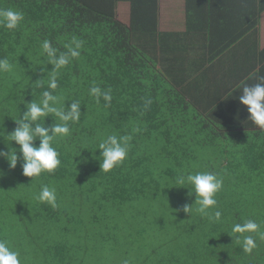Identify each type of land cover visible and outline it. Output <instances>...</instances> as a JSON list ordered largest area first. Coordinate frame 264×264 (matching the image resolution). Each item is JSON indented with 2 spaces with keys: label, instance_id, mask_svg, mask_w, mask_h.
<instances>
[{
  "label": "trees",
  "instance_id": "16d2710c",
  "mask_svg": "<svg viewBox=\"0 0 264 264\" xmlns=\"http://www.w3.org/2000/svg\"><path fill=\"white\" fill-rule=\"evenodd\" d=\"M118 1L0 0V8L25 14L16 30L0 28V59L7 58L13 66L0 74L2 151L19 149L7 134L16 127L12 119L18 111H26L23 102H38L42 92L50 90L53 66L39 55L42 41L50 40L60 51H66L64 45L73 38L83 41L80 57L60 70L53 91L66 99V106L81 103L80 121L70 124L72 134L53 144L61 165L31 181L22 175V160L10 169L0 158V239L19 251L21 264H74V257L64 253L71 239H86L98 249L109 229L119 232L120 226L130 225L131 240L115 238L117 244L123 239L128 264H264V243L258 241V248L245 254L231 231L233 224L246 219L264 221V133L247 121L246 109L237 124L198 111L176 88L177 79L157 69L133 42L135 31L153 29L156 0H128L129 25L116 17ZM208 11L188 2L185 22L187 33L204 38L208 60L258 27L255 17L235 32V25H224L221 18L213 22ZM226 32L233 35L225 37ZM175 51L179 54L177 47ZM92 86L112 89L109 107L102 98L97 105L88 95ZM147 100L152 103L145 109ZM55 122L49 116L45 126ZM112 134L130 135L132 147L119 167L105 173L100 171L97 146ZM200 171L223 176L217 207L210 210L222 212L220 222L183 211L185 205L197 207L195 194L178 187L175 178ZM42 185L56 190L57 208L36 201ZM49 239L55 242L52 249ZM54 254L59 263L52 262ZM109 255L111 264L114 257Z\"/></svg>",
  "mask_w": 264,
  "mask_h": 264
},
{
  "label": "clouds",
  "instance_id": "9594fccd",
  "mask_svg": "<svg viewBox=\"0 0 264 264\" xmlns=\"http://www.w3.org/2000/svg\"><path fill=\"white\" fill-rule=\"evenodd\" d=\"M260 3V0H257ZM25 14L23 11L14 8H0V28L14 31L23 25ZM66 51H60L54 47L48 39L42 41L39 55L46 60L47 64L52 65V70L48 79V88L41 94L38 102H23L26 111L12 119L16 127L7 134L8 141H14L19 146L9 147L8 151L0 150V158L6 159L10 169H14L18 161H23L22 175L35 178L42 173L52 174L61 165L59 153L53 146L54 141L60 138L68 137L72 134L70 124H74L81 119L80 101H71L66 106V99L54 95L53 91L57 89V77L60 70L65 68L73 59L80 57L83 41L73 38L70 43L65 44ZM12 64L7 58L0 59V74L9 72ZM43 70V69H42ZM239 102L246 107L247 121L254 128L264 133V75L259 76L258 82L248 85L244 84L240 88ZM88 95L93 98L97 105L101 98L104 101V107L111 105L113 96L112 89L103 90L99 86H92L88 90ZM152 103L147 100L144 104L146 109ZM144 113L141 111L140 115ZM52 116L55 122L52 126H45L47 117ZM39 141L36 146L34 141ZM130 135L117 136L108 135L97 146L101 157L99 167L100 171L107 173L116 167H119L128 157L132 147ZM86 162V161H85ZM178 187L190 188L191 193L195 194V209L192 206L185 205L183 211L192 214L193 211L209 222L216 223L221 221L222 212L216 209V194L223 187V176L216 172L200 171L193 173L181 172L175 178ZM37 202L47 204L53 209L58 207L57 194L54 188L48 185H42L39 193L35 196ZM235 235L236 243L245 254H252L258 248V241L264 243V221L258 223L253 219H246L243 223H235L231 228ZM0 264H21L20 253L13 250L5 239H0ZM123 264H128L124 261Z\"/></svg>",
  "mask_w": 264,
  "mask_h": 264
},
{
  "label": "crops",
  "instance_id": "0c3cea01",
  "mask_svg": "<svg viewBox=\"0 0 264 264\" xmlns=\"http://www.w3.org/2000/svg\"><path fill=\"white\" fill-rule=\"evenodd\" d=\"M127 2L128 0H119L116 3V9L118 6L119 12L121 7H125L124 23L126 25L130 23L131 13V4L128 2V14ZM188 2L199 8L211 9L206 14L212 12L213 17L210 18H213V22L218 20L214 18H221L219 20L224 25H235V32L241 31L255 17L258 27L241 36L213 61L208 60V49L202 35L187 33L185 30ZM144 4L152 7L149 2ZM155 5L157 9L153 19L155 22L153 29L150 27L149 31H135L134 33L152 34V30L156 33L159 28H162L161 37H158L161 38L166 50L159 52L165 61L162 70L166 71L169 77L178 78L180 81L186 80L188 84L192 85L190 88L194 89V93L188 88L187 94L191 99H195L194 102L200 111L213 112L218 121L227 119L226 122L237 124L244 120L246 107L239 102L240 88L244 84L251 85L258 82L259 76L264 75V10L256 13V9L264 7V0H260V3L257 0H156ZM164 24L171 26H167L165 29ZM223 34L225 37L233 35L231 32ZM165 40L167 41L164 42ZM198 41H200L203 51L198 60L197 57H193L192 71L180 68L179 65L184 57L173 48L177 47L179 42L194 44ZM208 78H211V84L216 89L214 94L210 88L208 90L203 88V81ZM220 82L224 86V83H227L228 90H223V85Z\"/></svg>",
  "mask_w": 264,
  "mask_h": 264
},
{
  "label": "rangeland",
  "instance_id": "374dc122",
  "mask_svg": "<svg viewBox=\"0 0 264 264\" xmlns=\"http://www.w3.org/2000/svg\"><path fill=\"white\" fill-rule=\"evenodd\" d=\"M127 7H128V14H129L128 2H127ZM116 17L118 18V20H121V22H123V23L125 22V18H126L125 7H121V10L119 12L118 6H117ZM127 18H128V16H127ZM163 26L166 29L167 26H171V25L164 24ZM161 31H162V28H159L158 32H156V33H154L152 30V34H141V33L136 34V33H134V36L132 39H133V42L138 44V46L148 56H150L154 60V64L156 65V68L157 69L159 68L162 70V69H164L165 61L161 57L159 52L162 50H164V51H166V50H165L164 43L161 42V38H158V37H161V34H162ZM151 36H152V38H151ZM154 37H156V38H154ZM164 38H167V37H164ZM166 41L167 40H165L164 42H166ZM177 48L179 50V53L182 54L184 57L182 63L179 65V67L183 68L189 72L192 71V65L194 63L193 57H197V60L200 58L199 56L202 55V51H203L202 45L200 44L199 41L194 42V44H190L189 42H186V43L179 42ZM173 49H176V47ZM204 53H205V51H204ZM172 79H175V80L177 79L176 80V84H177L176 88L185 96L187 101H189L196 108H198L194 102L195 99L194 100L191 99L190 95L187 94V89L190 88V86H192V85L188 84L186 82V80L180 81L178 78H174V77L171 78V80ZM220 83L222 84V82H220ZM203 84H204L203 88H205V90H208V88H210V90L213 91V94L216 92V89L211 84V78H208L206 81H203ZM224 84L226 87L222 84L223 85L222 89L226 90L227 89V83H224ZM210 85H212V86H210ZM191 90L194 93V89H191ZM198 111H200V109H198ZM212 114H213V116L215 115L213 112H212ZM119 229H120L119 232H116L114 229H113L114 230V232H113L112 229H109V232H107L104 235V238L102 239L103 244H101V246L98 249H93L91 246V243L86 239H81V240H77V238L71 239L73 242L70 241L71 244L67 243V245L69 247H67V249L64 251V253L66 256L71 255L72 257H74V259H75L74 264H108L110 261H112L111 260L112 258L109 255L110 253H112L114 260L111 264H114V263L122 264L125 260V259H123V257L125 254V249L127 247L124 248L123 239H120L118 241V244H117V241L115 238L118 236V239H119L121 236H124L127 239L131 240L132 239L131 237L134 235V229L130 225H127L126 228L124 226H120ZM111 232H113V234L115 236L114 238H112L113 235L111 234ZM48 244H49L51 249L55 246V242L53 239H49ZM53 244H54V246L51 247V245H53ZM50 248H48V250H50ZM132 250H135L134 246H132ZM127 251L130 252L131 250L128 249ZM99 257H103L102 261L98 260ZM33 259L38 260V258H36V257H33ZM51 259H52V262L55 261V262L59 263L61 258L56 257V255L54 254V256H51ZM127 261L131 262L129 259Z\"/></svg>",
  "mask_w": 264,
  "mask_h": 264
}]
</instances>
